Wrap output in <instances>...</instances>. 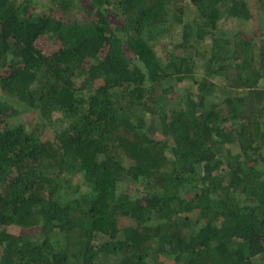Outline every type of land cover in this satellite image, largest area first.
<instances>
[{
    "label": "trees",
    "instance_id": "16d2710c",
    "mask_svg": "<svg viewBox=\"0 0 264 264\" xmlns=\"http://www.w3.org/2000/svg\"><path fill=\"white\" fill-rule=\"evenodd\" d=\"M183 1L0 0V122L39 119L0 134V264H264V0L198 1L201 73L152 40Z\"/></svg>",
    "mask_w": 264,
    "mask_h": 264
},
{
    "label": "rangeland",
    "instance_id": "374dc122",
    "mask_svg": "<svg viewBox=\"0 0 264 264\" xmlns=\"http://www.w3.org/2000/svg\"><path fill=\"white\" fill-rule=\"evenodd\" d=\"M40 5H54V0H39ZM199 0H184L179 6L177 11V17H175L174 14H171L170 19L164 24H160L158 26L156 31V36L152 38L157 53L160 56V59L165 64L166 62L172 60L175 55L181 54L187 56L189 59L194 61V59L198 60V68L197 70L201 73V71L204 69V60L203 57L199 55V52L204 51L208 56L211 53V49L213 47V38L212 35H206V37L202 40L199 39V41H195L192 38H186L184 36V26L186 23H191L196 28L197 26H201L199 23L200 21V14L198 10V3ZM34 11V5L31 4L29 6L28 13ZM59 7H55L54 12L58 14L60 12ZM113 14V13H112ZM114 15V14H113ZM181 17L182 19H179L178 17ZM243 26L244 23L238 24V22H235L233 18L228 17L227 14H225L220 19V27H229V33L231 36L234 35V37L237 35V27ZM262 26L264 27V24L262 23ZM37 46H39L45 53H52L55 49H57L60 46V41L55 38H50L48 35H42L36 40ZM216 65L218 62L215 63ZM13 68V67H12ZM6 73V72H5ZM200 73L197 72V76L200 77ZM84 74H79L77 76V84H79L83 79ZM213 79L218 84H224L226 82L225 73H219L213 76ZM100 81V79H99ZM97 81V83L99 82ZM176 82V81H175ZM173 82V83H175ZM177 84V83H176ZM186 81H182L177 85V89L181 93L186 88L185 86ZM178 92V93H179ZM1 93V91H0ZM177 99H180L179 95L176 97ZM39 119L37 116L29 111V110H23L19 115H16L12 118H5L0 122V134L3 131H7L9 128L13 127V125L18 123H25L27 124L28 128H33L38 123ZM69 122V119L65 116H57L55 117L53 125H52V131L61 130L62 127Z\"/></svg>",
    "mask_w": 264,
    "mask_h": 264
}]
</instances>
